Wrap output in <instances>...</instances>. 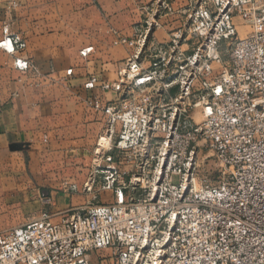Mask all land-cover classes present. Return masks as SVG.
Listing matches in <instances>:
<instances>
[{"label":"built area","instance_id":"1","mask_svg":"<svg viewBox=\"0 0 264 264\" xmlns=\"http://www.w3.org/2000/svg\"><path fill=\"white\" fill-rule=\"evenodd\" d=\"M179 9L155 3L142 29L116 37L132 49L100 87L116 98L86 101L103 126L81 189H62L111 201L3 231L0 264H264V0ZM173 12L180 24L159 42L153 32ZM236 19L249 29L243 38ZM2 34L6 54L25 48L9 25ZM202 148L219 167L213 182H196Z\"/></svg>","mask_w":264,"mask_h":264},{"label":"crops","instance_id":"2","mask_svg":"<svg viewBox=\"0 0 264 264\" xmlns=\"http://www.w3.org/2000/svg\"><path fill=\"white\" fill-rule=\"evenodd\" d=\"M154 1L0 0V40L4 25H9L10 33L25 43L15 55L0 49V206L7 205L6 198L29 193L28 183H34L33 199L38 197L22 206V219L16 223L0 219L2 231L43 215L111 201L108 192L93 198L66 192L62 185L81 189L85 182L103 126L86 101L96 95L116 98L100 87L117 79L132 49L113 42L119 36L131 38ZM161 1L174 9L173 1L186 0ZM240 24L236 19L237 31L243 27L245 35L249 29ZM153 38L164 42L168 34L159 29ZM87 48L91 52L81 57L79 52ZM15 58L27 60L30 69H16ZM69 69L72 73L66 76ZM91 78L96 82L87 90Z\"/></svg>","mask_w":264,"mask_h":264},{"label":"rangeland","instance_id":"3","mask_svg":"<svg viewBox=\"0 0 264 264\" xmlns=\"http://www.w3.org/2000/svg\"><path fill=\"white\" fill-rule=\"evenodd\" d=\"M154 2L156 3H160L161 0H155ZM181 3L182 2H176L173 1V6H174V11H180V7H181ZM149 7V6H148ZM155 6L152 7V9L154 10ZM149 9V8H148ZM146 12V15L144 18L141 19V22L137 23L134 27H136V30H140L144 27V23L147 17L150 16V11ZM180 24V15L176 12H173V15L168 17L166 20L163 21V25H162V30H165V33L167 32V34L169 33V31L174 30L176 31V29L178 28ZM238 31H239V35L240 38H243L244 35V31L245 29L243 27H239L238 26ZM223 44H222V48H223ZM194 114V113H193ZM196 120L198 121L199 119L196 118ZM99 135V134H98ZM98 135L96 136V139L98 137ZM95 139V140H96ZM196 177L198 178L196 180V182L198 183L199 180L201 179H209L211 182H213L214 177L216 176V172L219 169L215 158L212 156L211 152H208L205 149H200L197 158H196ZM29 186L26 189V193L24 194V197L22 198H16V197H10L6 198V200H8L6 202V206H0V219H3V221H14L13 223H16V220L18 219H22V206L26 203H33L36 201V199L38 198L37 195L35 194L34 197H36L35 199H33V195L32 192H34L35 187H34V183H28ZM109 196H105L104 198H107ZM108 200V199H107ZM1 205V204H0ZM21 222H18L17 224L19 225ZM13 225V224H12ZM16 226V225H15ZM3 229H0V233H2ZM99 255H107L104 252H95L94 253V259H96V257H98ZM94 264V263H93Z\"/></svg>","mask_w":264,"mask_h":264},{"label":"bare ground","instance_id":"4","mask_svg":"<svg viewBox=\"0 0 264 264\" xmlns=\"http://www.w3.org/2000/svg\"><path fill=\"white\" fill-rule=\"evenodd\" d=\"M102 142H105V139H103Z\"/></svg>","mask_w":264,"mask_h":264}]
</instances>
